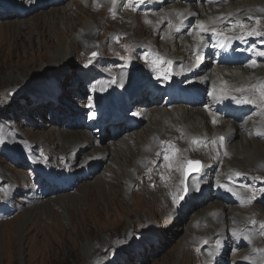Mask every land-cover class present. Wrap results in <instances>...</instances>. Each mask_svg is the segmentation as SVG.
<instances>
[{
  "label": "rangeland",
  "instance_id": "rangeland-1",
  "mask_svg": "<svg viewBox=\"0 0 264 264\" xmlns=\"http://www.w3.org/2000/svg\"><path fill=\"white\" fill-rule=\"evenodd\" d=\"M50 1L0 0V264H233L240 257L263 262L264 203L255 200L264 196V164L255 161L264 155V150L255 149L247 158L244 153L238 155L229 149L233 141L236 145L244 140L247 146L252 140L264 143V136H257L252 126L250 129L241 121L240 134L231 136L226 152L219 153L213 145L208 146V142L202 144L204 139L189 140L186 135H195V132L177 116L162 119V127L157 130L152 128L149 112L140 113L138 126L122 127V135L117 137L112 127L100 134L93 122L89 123L90 117L98 112L101 100L94 88L99 80L109 81L125 72L134 87H142L154 83L156 74L165 77L174 73L173 60L154 47L156 40L163 42L160 28L151 30L142 24L149 20L147 12L162 15V6H147L149 2L145 0H108L105 5L99 3L101 0H61L55 4ZM134 4L146 8L140 10ZM262 4L264 6V0ZM79 6L89 15L92 27L96 25L88 42L80 37L82 25L71 15ZM250 10L261 14L257 18H242L239 26L244 25L242 29L247 30L262 29L259 32L264 35V8ZM44 13L53 16V21L40 20ZM135 21L139 25H135ZM227 23L222 30L233 27ZM144 28L155 38L152 44L144 43ZM57 40L63 41L67 55L49 62L47 56L42 55V43L53 42L57 46ZM259 51H264V47ZM259 63L264 66V60ZM184 79L187 80L183 83L195 82L192 76ZM259 79L258 83L240 82V87L238 83L230 86L236 87V95L260 105V110L253 107L245 122L262 119L261 129L264 128V71L260 72ZM114 89L112 98H102L101 102L114 98L123 110L126 96L119 85ZM207 89L205 86L202 90L207 92ZM149 91L146 89L145 100L150 99ZM163 99L162 95L157 101L139 98L138 104L151 107L160 105ZM201 100L204 102L186 105L203 112L208 102L205 98ZM136 103L132 102L122 116L129 110L133 112ZM111 105L101 103V112H106L105 108ZM113 107L118 108L116 104ZM85 128L98 138V145L108 149L107 160L84 170L82 163L89 156L96 157L98 148L93 149L92 145L78 151L76 146L66 144V151H60L59 146L65 143L58 142L57 136ZM206 128L204 133L211 136L208 124ZM119 131L117 129V134ZM172 131L175 133L166 134ZM143 133L148 135L145 145L130 139ZM183 135L193 141L195 150L207 145L212 155L206 158L187 149L184 154L180 152L183 160L167 165L164 155L174 153L172 143L165 140L179 139L178 146L183 148ZM157 138V148L162 149L142 156ZM126 150L128 154L134 153V158L121 168L119 163L124 160ZM198 160L201 167L198 178L192 173L185 177L187 162ZM209 160L213 165L205 174ZM226 162L229 165H225ZM205 175L206 178H202ZM122 176L130 179L128 186ZM235 176L242 182L248 177L256 181V186H261L257 192L242 188L244 195H252V204L244 205L241 200L229 202L216 192V185L225 178L232 187L231 180ZM195 180H198L197 185L205 187L200 192L204 194L202 199L196 197L199 193ZM65 193L72 195L76 204L71 203ZM56 196L62 197L58 204L53 203ZM192 198L195 200L191 201ZM210 201L221 207H232L240 215L218 222L222 229L205 222L197 229L195 215L199 210L205 214V206ZM44 203L48 208L42 206ZM67 207H72V213ZM81 210L86 214L84 223L79 225L76 222L81 218ZM71 218L77 226L76 234ZM238 230L249 233L251 240L233 250L229 232ZM256 252L261 256L253 259Z\"/></svg>",
  "mask_w": 264,
  "mask_h": 264
},
{
  "label": "bare ground",
  "instance_id": "bare-ground-1",
  "mask_svg": "<svg viewBox=\"0 0 264 264\" xmlns=\"http://www.w3.org/2000/svg\"><path fill=\"white\" fill-rule=\"evenodd\" d=\"M98 1H100V0H98ZM145 1L149 2L147 4V6H150V5H151V7H153L154 5H157V6L161 5L162 6V11H161V13H163L162 15L157 16L155 14H149L147 12L146 15L149 18V20H148V22H145V23L142 22V24L144 27H147V26L150 27L151 30L154 27L160 28L159 34L163 35V42H158V40H156L157 44H155V46H154V43H153V46L155 48H158V50H160L161 52L166 53V57H169L171 61L173 60L171 67L173 68L174 73L166 75V77H164V79H162V76H160V75L157 76V74H156V76H155L156 81H154V83H152V84L149 83L146 85L143 84L142 87L141 86L140 87H138V86L134 87L133 83L131 81L127 80V74L125 72H121L120 74H117V76L113 77L109 81L108 80H99L94 86V88L96 89V93L98 94L99 97H101L103 99H107L110 96L112 98V95H114V90H115L114 88L117 87V85H119L123 91V96L126 95V97H127L126 98L127 103H125L124 105L122 104L124 107L123 108L124 111L127 110L128 107H130V104L132 102H137L135 104V106L137 108L135 107L132 110L133 112H129L130 110L127 112L128 116H129V114H130V116L133 114V116L135 117L136 127L138 126L139 121L141 119L140 113H143L145 115L149 112L151 124L153 126L152 128L157 129V130H159L160 127H162V123H163L162 119L172 118V116H177L180 118L182 123H184L186 125H190L191 131L195 132L194 133L195 135H192V134L186 135L188 139L189 138L195 139L196 137L197 138L199 137V139H204L202 144L208 142L207 145L208 146L213 145L214 149H217V152H219V153L224 152L225 153L226 152L225 150L228 147V143H229L228 141H229L230 137L233 135H236V134H240V129L243 125H242V122H239V121L235 122V121H232L230 119H225L223 116H221L220 111L217 110L218 104H221V105L226 104L227 106L230 105V102L227 99L228 98L227 96L235 95L236 94L235 92L237 90L236 87L230 86L231 84L238 83L237 86L240 87L242 85V84H240V82H245L243 84H252V82L255 83V81H256L258 83L259 81H257V80H260L259 75H260V72L262 73V71H264V68H263L264 66L262 67L261 63H256V62H252V61L247 62L248 64H241V65L215 64L212 61L211 57H209L210 53L207 52V50H208V48H207L208 44L206 41L207 35H208V32L211 30L213 32H215L217 30H219L220 32H223L224 30H222V26L224 24H226L228 21H231V22L233 21L232 26L234 28H236V30L244 32L247 29L244 30L239 26V24H242V23H240L242 18H246V16L255 18L258 14H261L259 11H254L253 13H251L250 11H252V10H250V9H253V8L254 9H260V10L263 9L264 8V6L262 4L263 0H239L238 2L234 1V0H227L224 3H217V4H211V3L207 2L206 0H201L200 2H198V1H187V0H145ZM107 2H108V0H101L99 3H102V4L104 3L103 5H105ZM81 9H82L81 6H79L78 10H76L75 12L72 11L71 15H73V17L75 18L74 20H76V21L78 20V23H80V25H82L83 31H81L80 37L83 38L86 42H88V41L92 40V36H91L92 29H94L96 27V25H94V24H97V23L95 22L93 24L94 27H92V25L89 23V15L86 13V11H84L83 9L81 10ZM51 12L52 11H50L49 14H51ZM5 14H7V13H5ZM49 14L44 13L43 15H41L40 20H42L43 22L44 21L45 22L46 21L52 22L54 18H53V16H50ZM133 14H136V13H133ZM76 21H74V24L77 23ZM134 24L139 25V22L135 21ZM201 25H203V26H201ZM70 28H72V27H70ZM249 30H247V31H249ZM14 32H15V30H14ZM143 32L144 33L142 35V39L144 38L143 39L144 43L148 42V43L152 44V42L155 41V38L153 36H151L150 33L147 32L145 28L143 29ZM64 35H65V33H64ZM64 35H62V36H64ZM62 39H63V37H62ZM57 41H58L57 46H55V44L53 42H50V44H47V45L42 43V48H44V54H42V55H44L45 58L47 56V61H49V62L50 61L51 62L56 61V60L61 59L62 57H65L67 55V52L62 45L63 41L62 42L60 40H57ZM54 47H55V49L53 50ZM259 52L264 53V51H259ZM262 57H264V55ZM42 63H43V61H42ZM180 64H182V65H180ZM250 65H255L256 66L255 69L253 67H251ZM181 67L183 68L182 70H180ZM188 76L194 77L195 82L193 81L191 83H183L184 82L183 80H187L184 78H186ZM11 80L14 81L15 79H11ZM180 83H183L186 86L184 88H182L181 86H179ZM151 86L155 87L154 89H156L157 94H159L158 91L159 92L162 91L163 88L172 92V94L174 95L172 97L173 101L170 103L167 102V104H165L164 103L165 100L163 99V100H161L160 105L158 104L156 106H151V107L150 106L145 107V106H142V104H138V102H140V101H138L139 98H143V101L145 100L146 89L149 90V88ZM205 86L206 87L208 86V89H207L208 94L207 95H205L204 93H201L203 87H205ZM143 87L146 89H144ZM178 92H183V93L188 92L187 96L193 97L194 100H198L201 98H205L206 100H209L210 97L213 96L214 101H216L218 104H215L212 107V104H210V102H208L207 107L205 106L201 110L203 112H199V111L197 112L195 109L192 110L191 107H188V105H186L188 103H186V102L185 103L181 102L183 104H178L177 101L176 102L174 101V100H176L175 95ZM148 93H149L148 95H150L152 100L157 101L159 99V96L156 94L154 95L153 92H151V90ZM243 94H245V93H243ZM221 98H223V99L221 100ZM148 100H150V99L146 98L145 101H148ZM253 100H255V99H253ZM110 101H112V102L114 101V102L110 103ZM110 101L109 102L104 101V102H105V104H108V103L112 104V105L116 104L118 107H121V104L118 103V101H116V99L113 98ZM178 101H180V100H178ZM241 103L243 104V102H241ZM253 103H254L253 107H255L256 106L255 104H257L256 101ZM189 105H190V103H189ZM237 105L239 108L243 109L242 106H240L239 104H237ZM100 106H101V104H100ZM100 106H99V110H100ZM107 111H106V113L105 112H102V113H104V116L109 119L110 115H112L113 113L110 111H108V112ZM52 112H53V110H52ZM261 120H257V121L254 120V122H252V123L248 122L249 124L244 121V123L246 124V126H249L248 128H250V129L252 126L254 128L253 129L254 133H256L257 136L262 137V136H264V128L260 129V127L262 125ZM207 124H208V129L211 131V133H210V134H212L211 136H207L204 133L207 130V128H206ZM112 125H113L112 127L115 129L114 134L116 137L122 135V133H121L122 127L128 128L126 123L123 124L122 121L112 123ZM136 127H134V128H136ZM117 129L120 130L118 132V134H117ZM174 133L175 132L172 131L171 133H166V134H174ZM208 133H209V131H208ZM202 134H204V135H202ZM147 136L145 133H143V134H140L139 137L132 138V136H131L130 139H132L135 143L140 142L141 144L145 145L147 143L145 141L147 139ZM175 136H178V135H175ZM183 136H184L183 138L181 137L183 139V143L185 144L183 146V148H182V146H178L179 141H180L179 139L176 141H172V142H170V140H165L166 142L172 143V153H174L173 155H170V156H167L166 154L164 155V159H165V156L168 157V159H166L167 165L172 163V162L175 163V162L181 161V159L183 157H180V155H181V153L184 154L187 149L188 150H194L195 153L198 152L199 154H202V156L206 157V158L208 157V155H212V150L210 151V148L206 149L207 145L205 147H201L197 151L194 149L193 141H188L186 136L185 135H183ZM221 137H223V141L220 140ZM57 139H58V142L65 143L64 145L59 146L60 151H66V148H65L66 144L67 145L69 144V146H72V147L76 146L74 148L77 149L78 151H81L82 149H84L86 147H90L92 145H94V147H95L93 149L98 148L97 149L98 153H97L96 157L95 156H89L82 163L83 164L82 168L84 170L88 169V168H93L95 165H97V163H99V161L103 162V161L107 160L105 155H106V151H107L108 147L106 148V147H102L104 145H102V146L98 145V141H97L98 138L96 136H94L92 133H90L89 130H87V128H85L84 130H81V131L73 132V133H70V132L60 133L57 136ZM157 141H158V138L154 139L153 143L149 144L150 147L148 149L146 147L145 152H143L141 155L145 156V155H149V153H150L149 151L156 153V152H158V150H161L162 149L161 146H160V148H157V145H156ZM111 143L113 144V141H111ZM246 143H248V142L242 140V142H237L235 145V143L233 141L232 143H230L231 146H229V149L234 151L238 155L243 156V153H244L245 156L247 155L246 156L247 158H249V154H251V155H252V153L254 154V152L256 151L255 149L264 150V148H263L264 143L262 141L252 140V142H250L248 146L246 145ZM124 146H126L125 143H124ZM237 146L241 147V149L238 150ZM128 148L129 147L127 146L126 149L128 150ZM127 150L124 151V160L119 163V167H121V168L123 167L124 164L129 165L131 163L132 158H134V153L129 152V154H128ZM125 153H127V154H125ZM178 154H179V156H178ZM214 154L216 155L215 152H214ZM159 157L161 158V155H159ZM141 159L142 158H140V160ZM255 162H256V164L259 162L261 165H263L264 164V155L263 156L260 155V157H258V159ZM208 163H209L208 168L206 169L205 174H207L208 169L213 165V161L209 160ZM225 165H229V163L226 162ZM248 165H249V163H248ZM171 171H173V170L171 169ZM165 172L170 174L168 171H165ZM130 173H131V171H129L127 169V174H130ZM170 177L171 176L169 175L168 178H170ZM202 178H206V175H205V177H202ZM121 179L128 186L130 179L127 176H122ZM174 180H176V179H174ZM10 181L11 180L9 179V181H8L9 184L11 183ZM197 182H198V180H195L196 185H197ZM221 182H222V184H223V182H226L227 184H229V180L226 178L223 179V181H221ZM97 186H99V185L97 184ZM196 187H197V189H196L197 194L199 193L198 196H196V197H198V199H202L203 197L201 195H204V194L200 193V192L205 190L204 189L205 187H204V185H201L199 183ZM54 189H55V191L59 190L56 187H53V190ZM51 192H53V191H51ZM59 196H56L54 198L55 200L53 201V203H57V204L60 203L59 201H60V199H62V197H59ZM64 196L67 199L70 198L71 203L76 204L75 199L71 198L72 195L65 193ZM188 196L190 197V193L188 194ZM190 199L187 200L189 203L191 201L195 200L194 198H192V200L190 201ZM42 206L48 208L49 205L48 204L46 205V203H44ZM205 208H206L204 211L205 214H201V213H203V211L199 210L197 215H195L196 218L194 219V221H195V227L197 229H201L204 226V225H202V222H205L206 224L210 223V225L212 224L213 226L218 227V228L220 227V229H222V226L218 225V222L224 221L227 218L229 219L231 215H237V216L240 215L239 212L233 211L232 207H227V206L221 207L219 203H215V202H211V201L206 204ZM67 211L72 213L71 212V211H73L72 207H67ZM80 212H81V218L79 219L78 222H76L79 225L84 223V221H85L84 218H85V214H86V213L84 214L82 212V210ZM71 221H72L73 233L76 234L77 233V226H76V224H74L75 222H74V220H72V218H71ZM197 223H198V225H197Z\"/></svg>",
  "mask_w": 264,
  "mask_h": 264
},
{
  "label": "snow or ice",
  "instance_id": "snow-or-ice-1",
  "mask_svg": "<svg viewBox=\"0 0 264 264\" xmlns=\"http://www.w3.org/2000/svg\"><path fill=\"white\" fill-rule=\"evenodd\" d=\"M203 26V25H201ZM262 55H264V53H261ZM93 56L96 55V53H93L92 54ZM170 63V62H169ZM238 103H252V101L250 100H247V99H244V100H238L237 101ZM221 141H223V137L220 138ZM165 159H168L167 156H165ZM199 167H200V162L199 161H188L187 162V170L191 171V170H199ZM175 203H178V201H174ZM264 226V225H262Z\"/></svg>",
  "mask_w": 264,
  "mask_h": 264
}]
</instances>
